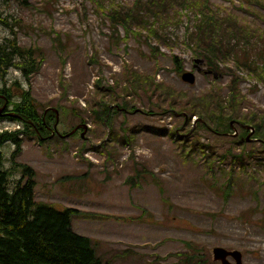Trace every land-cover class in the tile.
I'll list each match as a JSON object with an SVG mask.
<instances>
[{
	"label": "rangeland",
	"instance_id": "374dc122",
	"mask_svg": "<svg viewBox=\"0 0 264 264\" xmlns=\"http://www.w3.org/2000/svg\"><path fill=\"white\" fill-rule=\"evenodd\" d=\"M82 1L0 0L2 17L9 16L12 23L19 25V45H36L45 54L41 70L29 82L16 71L8 76L9 81L18 79L31 90L40 109L48 106L55 110L56 105L86 109L98 79L103 77L104 90L113 86V77L121 75L126 61L141 73L154 75L157 71L159 83L168 84L189 98H202L214 90L227 99L231 83H240V91L251 105L264 111V84L255 87L256 81L247 68L229 64L221 67L223 73L208 75L205 60L185 49V34L188 29L193 30V14L174 29L169 45L153 42L152 46L161 52L158 70L149 48L134 40L129 43L127 55L124 46L119 51L109 50L108 28L99 22L92 8L82 7ZM133 1L124 0L127 4ZM212 4L234 12L240 6L238 0H212ZM238 14L242 15L238 23L247 20V16L251 19L247 21L264 35V8H247ZM51 30L61 34L58 46L53 44L55 35L50 36ZM8 37L9 29L0 25V42ZM94 49L98 52V65L91 61ZM59 53L66 58L65 64ZM171 56L182 60L183 73L195 75L193 84L183 82V73L173 71ZM196 60L202 63L197 64ZM72 100L78 103L73 105ZM133 105L135 112L114 117L111 131L87 114L86 124L80 125L85 128L81 138L63 137L69 129L60 124L57 132L61 137L48 146H42L36 138H24L18 162L36 171V201L102 216L92 221L75 218L73 229L96 240L97 255L112 264H196L197 259L186 263L181 258L188 253L182 241L198 244L204 250L201 260L209 259L207 264H219L213 260V249L217 247L241 252L242 264H264V216L261 211L253 212L257 204L264 206V150L255 158L245 156L236 161V170L240 171L243 165L247 173H233L238 180L231 186L233 193L224 200L226 176L219 171L214 175L205 173V160H185L176 138L171 136L176 127L185 124L187 115L167 112L163 104L155 105L153 98ZM191 121L196 126L202 120L192 117ZM18 128L17 123L0 120V132ZM182 134L184 137L179 140L199 139L206 155L216 163L215 171L219 167L230 170L234 166L231 157L240 154L236 148L229 151L228 143L212 133ZM13 150L10 143L0 149L5 168L11 167ZM226 158L225 165H221L220 160ZM136 170L142 172L143 180L131 188L126 181ZM251 174L260 182L247 179ZM18 175L11 178L12 184L19 180ZM152 175L160 182L162 195L151 180ZM163 199H169L175 209L169 211ZM145 212L148 215L142 217ZM214 213L218 214L215 219L208 216ZM229 261L235 264L234 260Z\"/></svg>",
	"mask_w": 264,
	"mask_h": 264
},
{
	"label": "trees",
	"instance_id": "16d2710c",
	"mask_svg": "<svg viewBox=\"0 0 264 264\" xmlns=\"http://www.w3.org/2000/svg\"><path fill=\"white\" fill-rule=\"evenodd\" d=\"M238 1V11L264 8L263 0ZM81 5L85 10L92 8L99 22L108 28L109 50L119 51L124 46L123 51L127 55L129 43L134 40L149 48L156 65L159 64L158 56L161 52L152 46L153 42L169 45L174 29L184 23V18L190 19V14H193V30L188 29L185 34L186 50L204 59L213 76L223 73L225 70L221 67L231 64L238 69L247 68L256 84H264L263 31L255 29L247 21H251L247 16V20L238 23L237 19L242 16L238 11L216 7L212 0H134L131 4L124 0H83ZM12 20L9 16L2 17L0 13V25L11 32V37L0 42V120H8L19 126L14 131L0 132V149L7 143L14 148L10 156V168H5L0 151V264H112L97 255L96 240L73 229L75 218L92 221L102 216L75 208H56L52 204L37 202L36 171L31 166L18 162L23 151L24 138H36L42 146H48L50 141L59 138L55 128L57 119L58 124L69 129L68 134L77 130L70 138H81L80 133L85 128L80 125L86 124L87 114L93 116L96 123L100 121L111 131L110 126L112 127L115 116L135 112L133 104L148 98H153L155 105L163 104L167 112L185 113L188 117L185 124L176 127L171 136L176 138L183 157L193 162L205 160V173L208 175L218 174L219 171V174L226 176L227 192L224 200L233 193L231 186L238 180V176L233 173H247L243 165L240 171L236 170V161H242L245 156L255 158L256 153L264 150V111L251 105L246 95L241 93L239 82L238 86L231 83L227 99H222L214 90L202 98H189L184 92L159 83L156 79L157 71L154 75L141 73L126 61H123L121 75L113 77V86L109 85L104 90V79L100 75L86 109L81 111L72 106L58 105L55 110L48 106L40 109L31 90L26 89L18 79L12 82L8 79L9 73L16 71L29 82L33 75L39 73L45 62V54L38 46L24 48L19 45L16 30L19 25L12 23ZM49 34L55 35L52 41L54 46H58L61 43V34L54 30ZM96 52L94 49L90 60L98 65ZM60 59L62 64L66 63L62 53ZM171 59L173 71L178 75L182 74V60L177 56H171ZM183 100H186L185 104L181 105ZM77 103L78 100H72L73 105ZM248 105H251V110ZM192 117L202 121L194 126ZM232 123L238 134L231 126ZM201 131L212 133L217 139L224 140L229 145V151L233 148L240 150L238 157H231L234 166L230 170L219 167L215 171L216 163L206 155L205 146L197 137L190 142L179 140V137H184L182 133L195 135ZM250 134L252 140H257L249 142L247 137ZM194 154L199 160L195 159ZM226 160L227 158L220 160L221 165H225ZM15 174H20V178L12 184L11 178ZM247 179L256 178L251 174L247 175ZM140 180H143L142 172L136 170L135 175L128 178L126 183L133 188L140 185ZM151 180L162 195L157 177L152 175ZM256 181L260 182L259 179ZM215 182L218 180L215 179ZM163 202L169 211L175 209L169 199H163ZM259 206L257 204L253 212L261 211L264 216V206ZM147 215L145 212L142 217ZM208 216L215 219L218 214ZM182 243L188 251L185 257H181L186 263L196 259L199 260L196 264L209 262V259L201 260L204 250L198 244L188 241Z\"/></svg>",
	"mask_w": 264,
	"mask_h": 264
},
{
	"label": "water",
	"instance_id": "95a60500",
	"mask_svg": "<svg viewBox=\"0 0 264 264\" xmlns=\"http://www.w3.org/2000/svg\"><path fill=\"white\" fill-rule=\"evenodd\" d=\"M196 63L201 64L202 61L197 60ZM182 79L184 82L190 83V84H193L195 82V76L192 73H185L182 76ZM213 256H214L215 261H221L222 264H230L228 261L229 256L235 258L236 264H242V261H241L242 255L238 251L230 252V251L225 250L224 248L218 247L213 250Z\"/></svg>",
	"mask_w": 264,
	"mask_h": 264
}]
</instances>
